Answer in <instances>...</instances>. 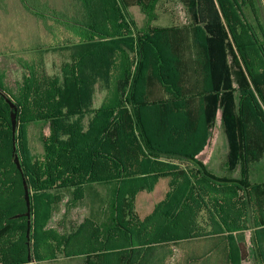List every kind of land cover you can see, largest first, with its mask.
I'll list each match as a JSON object with an SVG mask.
<instances>
[{"label": "trees", "instance_id": "trees-1", "mask_svg": "<svg viewBox=\"0 0 264 264\" xmlns=\"http://www.w3.org/2000/svg\"><path fill=\"white\" fill-rule=\"evenodd\" d=\"M84 1L92 19L90 30L75 37L83 43L75 65L62 68L52 83L26 68L20 98L0 84V264L58 256H83L81 264H243L250 252L236 235L245 229L253 232L258 264H264L257 238L264 220L251 217L249 182L250 167L264 158V0ZM161 5L182 6L188 23L153 25ZM131 8L151 24L138 29ZM99 14L107 17V29L100 28ZM184 33L196 44L204 72L188 84L172 67L179 60L165 61L163 46L186 42ZM84 52L89 60L82 64ZM147 63L169 95L165 102L148 98ZM164 64L169 75L163 74ZM117 75L113 100L94 109L100 82L110 89ZM219 118L239 180L213 176L198 159ZM37 121L50 128L42 159L32 158L26 145L27 125ZM168 177L166 198L140 220L136 196ZM94 184L112 188L108 226L97 235L62 239L43 230L59 202L51 191L74 188L77 201ZM211 189L229 191L232 198L212 199ZM239 192L243 201L233 198ZM246 216L252 222L241 225Z\"/></svg>", "mask_w": 264, "mask_h": 264}, {"label": "crops", "instance_id": "crops-1", "mask_svg": "<svg viewBox=\"0 0 264 264\" xmlns=\"http://www.w3.org/2000/svg\"><path fill=\"white\" fill-rule=\"evenodd\" d=\"M85 3L84 0H0V84L7 94L13 98H20L23 95L26 91L24 84L29 77L28 68H36V74L39 80L52 83L54 80L60 79L59 76L61 75L62 68H69L76 64L77 54L83 51V48H80L83 43H76L75 37L83 31L90 30L87 29V26L90 24V19H92V15L89 12L91 9L90 7H85ZM133 10L134 8L130 10L132 17ZM164 13L170 17V22L164 26L155 23L153 25L171 27L188 23L186 13L182 6H169L165 9ZM98 18L102 20L103 24L100 28L107 29V17L99 14ZM77 21L79 22L78 26H76ZM81 25H84V27ZM137 28L139 29L138 26ZM145 28L143 27V29ZM168 35L171 39V35ZM183 35L186 37V42H164L163 46L166 48L164 58L165 61L171 59L177 62L179 60V63L172 65V67L179 69L176 75L180 76L182 81L188 84L187 82L194 83L197 81V77L199 75L203 76L204 72L202 63L199 61L200 64H198V48L192 42L191 35L186 33ZM85 53L83 54L82 64L89 60H87L88 54ZM12 68L19 70V80L14 78V70L12 71ZM168 68L165 64L163 65L164 75L171 73L168 71ZM144 74L147 80H149V85H152L147 90L149 100L151 99V102H153V98H155L158 102H165L169 98V95L165 92L163 85L159 83L160 81L158 82L156 78L154 79L153 66L150 63H147ZM102 85L106 87L104 90L106 91L107 85L105 80L100 82L99 86ZM191 88L195 89L194 85L190 84V90H192ZM46 92L47 90L45 89L43 94ZM101 106L102 103L98 107H94V109H98ZM72 121L76 122V118L72 119ZM37 122L44 123L45 121ZM45 125L50 129L47 122ZM57 206L58 203L52 206L53 211ZM64 207L65 211L88 210L90 213L84 215V219L76 226L68 225L69 230L65 225L58 227L56 232L44 227V231H50L60 239L75 235H97L99 227L103 229V227L108 226V222H111L113 216L111 212V215H107L105 218L103 213H100V210L106 211L105 209H107L108 205L88 206L84 209H80L78 206L71 204ZM110 207L112 211V204ZM155 208L148 216L152 215ZM134 209L135 214L139 217V214L136 212V209H138L137 205H135ZM52 216L49 224L51 221L53 223L55 222ZM70 217L77 218L78 215L74 213L71 215L69 213L61 215L62 221L67 220V223L71 221ZM83 227H87L86 230H83ZM102 232L104 231L100 230L99 233ZM2 236L6 237V233L2 234ZM100 239L102 241L105 238L101 236ZM82 258L84 257L76 256L63 259L61 256H58L57 259L46 262L64 261L70 262V264H81L82 262L80 260ZM35 264L39 263L37 262Z\"/></svg>", "mask_w": 264, "mask_h": 264}, {"label": "rangeland", "instance_id": "rangeland-1", "mask_svg": "<svg viewBox=\"0 0 264 264\" xmlns=\"http://www.w3.org/2000/svg\"><path fill=\"white\" fill-rule=\"evenodd\" d=\"M29 5H31L29 3ZM165 9H162V5L160 6V9L158 11V21L154 22L157 25H167L170 22V17L165 15ZM134 20L139 27V29H143L147 25L148 22H150V17L147 18L146 15H144L138 8H135L132 12ZM153 22V20H152ZM151 24V22H150ZM135 38V37H134ZM14 70V71H13ZM13 76L16 80L20 79V72L16 68H12ZM13 78V79H14ZM118 80V75L116 79H114L112 86L110 89L105 90V86H98L95 92V98H94V105L93 107H98L100 103L103 104L104 100L112 101L115 96V87H116V81ZM103 87V88H102ZM104 94L106 95L104 97ZM153 102H158L153 98ZM90 118V115L89 117ZM46 122H31L27 125L26 128V145L29 150V153L32 158H38L42 159L44 158V143L43 139L50 134V129H48L45 125ZM49 124V123H48ZM205 132V131H204ZM203 132V133H204ZM209 138L207 141V145L204 147V149L201 151V153L198 156V159L202 161L205 164V167L207 171L212 174L213 176L217 178H224L227 180H239L241 178L240 168H231L229 164V143L227 139V135L225 133V130L223 129L222 123L220 118L217 119V121L214 124L213 130H209ZM201 139H199L200 141ZM198 141V142H199ZM171 177L163 178L159 180V182L156 184L153 191H143L139 193L136 196L135 199V205H137L136 212L139 214L140 220H144L149 214H151L152 210L155 208V206L159 203H161L167 196L169 192V186L171 184ZM249 182L251 184L252 188V197H253V215H251L252 219H255V223L258 222V220H264V158H262L259 162H256L253 164L249 169ZM211 198H229L232 193L226 190L222 189H211ZM112 188L108 185H101V184H94L86 187L84 197L81 200H74V188H66L62 190H54L51 191L53 195H60L59 196V202L56 209L51 211V216L54 218L55 222L49 224L50 220H48V223L46 224V229H51L53 231H57L58 227H62L63 225L66 226H76L79 224L83 219L84 215H87L90 213L88 210H77V211H65L64 206H68L69 204L78 206L80 209H84L88 206H95V205H108L106 211L100 210V213H103V215L110 216L111 215V207L110 202L112 199ZM219 194V195H218ZM235 200L243 201L242 194L239 192V195L233 197ZM57 204V203H56ZM103 208V207H102ZM236 208V207H235ZM62 209V210H61ZM97 212V211H94ZM69 213L71 214H77L78 217H70V220L67 223V220L64 222L62 221L61 215ZM93 213V212H92ZM104 218V219H105ZM234 218V215L233 217ZM51 219V218H50ZM250 217L246 216L243 220L240 221V224L242 225V221H244L245 225H249L252 220H249ZM53 220V219H52ZM234 221V220H232ZM64 224H63V223ZM61 223V224H60ZM64 226V227H65ZM57 227V228H56ZM56 230H55V229ZM257 238L258 242L261 243L258 244V249L260 252L262 250L264 251V228H259V231H257ZM252 231L245 229V231H241L237 237L242 236L243 239H245L250 256L247 261H245L243 264H258L259 263V257L255 253V245L252 244ZM176 251V250H175ZM189 252L185 255H188ZM264 254V253H262ZM177 252H173V256H177ZM188 257V256H187ZM170 261V260H169ZM173 264V261L170 262ZM39 264H70V262H64V261H57V262H46V263H39Z\"/></svg>", "mask_w": 264, "mask_h": 264}]
</instances>
